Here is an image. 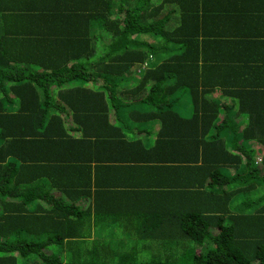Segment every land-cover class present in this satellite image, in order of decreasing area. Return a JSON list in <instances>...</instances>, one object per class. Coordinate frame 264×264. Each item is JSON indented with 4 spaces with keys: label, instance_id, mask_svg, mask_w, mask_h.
Wrapping results in <instances>:
<instances>
[{
    "label": "trees",
    "instance_id": "obj_1",
    "mask_svg": "<svg viewBox=\"0 0 264 264\" xmlns=\"http://www.w3.org/2000/svg\"><path fill=\"white\" fill-rule=\"evenodd\" d=\"M201 1L0 0V264H264V0Z\"/></svg>",
    "mask_w": 264,
    "mask_h": 264
},
{
    "label": "crops",
    "instance_id": "obj_2",
    "mask_svg": "<svg viewBox=\"0 0 264 264\" xmlns=\"http://www.w3.org/2000/svg\"><path fill=\"white\" fill-rule=\"evenodd\" d=\"M201 2H204V0H202ZM122 100H126L127 101H132L134 99H136L135 97H121ZM140 98H137V100H139ZM127 125L126 126H122L120 129H121V135H122V138H124L126 141H130L133 139V133L134 131H136L134 129V125H136L130 118H128V115L126 114L125 115V120H124ZM154 122H150V123H155L156 124V121L155 120H152ZM131 125L132 129L133 130L131 132L129 128V125ZM143 124V122H142ZM144 126H147V122L144 123ZM140 133L138 132H135V134H140V135H143L141 133H146L147 131L145 130V128H140L139 130ZM127 143V142H126ZM93 150H97V153H99V147L96 143H94L91 147ZM141 177L139 178L138 180H144L147 178V176L145 175V173H142V172H139L137 174L135 173H127V174H123L121 176V179L120 180H124V181H128V180H131V179H134L136 177ZM110 179H108V177H100V175L98 174V171L96 169H91V173H87V178L84 179L83 181L80 182V184H78V187L80 188V190L84 191V196L81 197L77 204L79 205L80 208L82 207H89V206H96L97 204V201H98V195H97V186L99 187L100 185H103L104 183L103 182H108ZM97 185V186H96ZM70 191H73L75 192L74 194H76L79 189L77 188H73L70 190ZM96 193V194H95ZM97 195V196H96ZM93 213L91 214V216L93 217ZM110 224L109 222H103L100 226H96L95 227V230H94V233H97L98 231H103L104 232H108V231H117L116 233H120V229H123L122 228V222L119 220V221H116L114 222V229L113 228H108L107 225ZM115 226H117V228H115Z\"/></svg>",
    "mask_w": 264,
    "mask_h": 264
},
{
    "label": "rangeland",
    "instance_id": "obj_3",
    "mask_svg": "<svg viewBox=\"0 0 264 264\" xmlns=\"http://www.w3.org/2000/svg\"><path fill=\"white\" fill-rule=\"evenodd\" d=\"M99 33H98V38H99V40H102L104 37H105V34L102 32V30H99L98 31ZM94 208V207H93ZM131 229H133V226H131ZM109 232V231H108ZM108 232H104V233H108ZM101 236V235H100ZM115 236H117L118 238L119 237H121L122 236V234L121 233H114V237ZM103 238H104V240L105 241H113L114 240V238L113 237H111V236H109V235H107V236H102ZM106 237V238H105ZM139 252H140V254L143 256L144 255V253H146L144 250H142V249H139Z\"/></svg>",
    "mask_w": 264,
    "mask_h": 264
}]
</instances>
